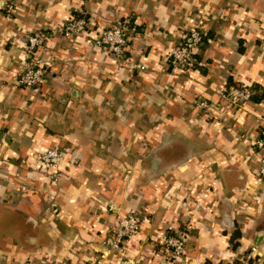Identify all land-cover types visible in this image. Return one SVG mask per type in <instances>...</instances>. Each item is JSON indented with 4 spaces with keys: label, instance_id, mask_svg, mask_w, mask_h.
I'll list each match as a JSON object with an SVG mask.
<instances>
[{
    "label": "crops",
    "instance_id": "1",
    "mask_svg": "<svg viewBox=\"0 0 264 264\" xmlns=\"http://www.w3.org/2000/svg\"><path fill=\"white\" fill-rule=\"evenodd\" d=\"M14 1L11 13L3 5ZM74 13L89 30L60 33ZM201 21L200 64L166 61ZM126 22L129 69L91 39ZM42 30V84L16 82L26 37ZM224 84H248L222 122L194 107ZM264 121V0H0V264H171L161 242L186 232L178 264H264V177L245 138ZM60 146V212L30 153ZM26 159L22 164L21 159ZM140 230L120 261L100 241L119 215Z\"/></svg>",
    "mask_w": 264,
    "mask_h": 264
},
{
    "label": "built area",
    "instance_id": "2",
    "mask_svg": "<svg viewBox=\"0 0 264 264\" xmlns=\"http://www.w3.org/2000/svg\"><path fill=\"white\" fill-rule=\"evenodd\" d=\"M16 9L14 1H8L3 5L6 13ZM89 22L85 17L69 18L61 23L59 30L66 39H76L86 34L89 30ZM203 29L201 21L192 27H186L179 35V40L170 49L166 61L173 70H183L194 64H200L194 56L199 45L202 44ZM130 33L126 22L118 21L92 37L91 41L103 52L112 55L120 63L123 62L129 69L145 70L144 64L128 61ZM46 34L42 30H34L26 37L25 56L20 60L16 82L22 87L35 88L42 84L47 72L48 63L41 57L40 49L46 41ZM253 95V88L248 84H224L216 98L198 97L194 107L202 115H210L222 122L221 109L226 105L233 109L244 110L245 104ZM251 149L258 160V174L264 177V121L260 122V128L254 134L247 135ZM64 151L60 146H53L46 150L36 151L27 158L33 161V170L46 177L52 192L49 195L45 211L53 217H58L60 212L59 194V171L58 166L64 159ZM27 158L21 159L24 164ZM144 218L139 212H129L119 215L110 233L100 241V245L114 253L120 261L130 262L127 256V245L140 230ZM186 232L166 234L161 244L168 253L169 262L178 264L186 249ZM247 264V263H244Z\"/></svg>",
    "mask_w": 264,
    "mask_h": 264
},
{
    "label": "trees",
    "instance_id": "3",
    "mask_svg": "<svg viewBox=\"0 0 264 264\" xmlns=\"http://www.w3.org/2000/svg\"><path fill=\"white\" fill-rule=\"evenodd\" d=\"M77 17H85V19H87L86 15H84V14H82V13H74V15H72V18H77ZM70 18H71V17H70ZM204 38H205V35L203 34V35H202V43H203V41H204ZM200 47H201V45H199L198 49H199ZM196 53H197V51L194 53L195 58H197V57H196ZM247 264H253V262H252V261H248Z\"/></svg>",
    "mask_w": 264,
    "mask_h": 264
}]
</instances>
